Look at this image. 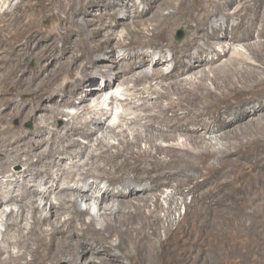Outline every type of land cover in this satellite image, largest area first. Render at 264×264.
<instances>
[{
  "label": "bare ground",
  "instance_id": "6f19581e",
  "mask_svg": "<svg viewBox=\"0 0 264 264\" xmlns=\"http://www.w3.org/2000/svg\"><path fill=\"white\" fill-rule=\"evenodd\" d=\"M232 1L0 0V264H158L188 169L216 157L207 133L264 136V95L243 97L264 86V28L218 24L236 15ZM47 17L57 32L36 28ZM177 24L188 30L179 44ZM114 102L127 108L108 123ZM102 180L108 197L94 191ZM91 201L99 226L79 206Z\"/></svg>",
  "mask_w": 264,
  "mask_h": 264
},
{
  "label": "rangeland",
  "instance_id": "374dc122",
  "mask_svg": "<svg viewBox=\"0 0 264 264\" xmlns=\"http://www.w3.org/2000/svg\"><path fill=\"white\" fill-rule=\"evenodd\" d=\"M199 1L189 0L193 5H197ZM218 1L224 2L225 0ZM137 2L139 4V0ZM142 5V3L139 4L140 7ZM227 8L228 12L235 10L236 15L226 22L221 12L217 18L219 19L218 24L227 26L239 23V28H244L249 24L250 27L262 26L261 28H264V0H233ZM256 23H261V25ZM59 25L60 22L55 18L47 17L41 20L36 28H41L40 30L44 32H57ZM179 29L183 30V36L180 39L176 36ZM121 31L122 29H118L119 35ZM187 35L186 26L177 24L172 32V40L179 44ZM154 41L159 42L157 39ZM242 43L244 42L237 41L234 44L235 48L244 49ZM57 44L60 45L61 41L58 40ZM162 47H164L166 57H170L171 50L166 46ZM146 49L153 52L151 58L157 57L156 48L147 47ZM116 55L117 58L121 56L120 49L118 53L116 51ZM160 66L164 71H170L173 61L165 62ZM151 68V65L145 67L148 71ZM95 72L98 78L96 84L102 83L103 71L96 69ZM165 83L167 84V81H164L162 85L165 86ZM94 86H96L95 83ZM123 87L114 86L110 91L120 92ZM261 94L264 95V86L258 87L243 97L255 100L261 98L263 96ZM73 100L71 105L64 107L70 112L74 111L75 104H78L77 98ZM259 103L261 104V101ZM259 103L254 101L253 105L257 106ZM107 104L108 101L101 103L104 107H108ZM124 107L127 108L120 102H114L112 114L107 122H116L118 114L125 110ZM31 120L27 119L24 122L25 128H33L34 123ZM64 122L65 117H59L54 124L57 128H62ZM207 134L212 145L210 148L216 150V157H210L202 169H188L189 180L184 183L183 187L185 192L182 195L175 194L177 202L175 201L176 207H172L168 216L170 222L166 220L162 222V227L168 228L169 233L165 235L164 228L160 230L164 256L162 255L163 259L159 258L158 264H264V136L251 139L249 137H240V139L229 137L215 140L214 133ZM114 138L108 136L106 140L113 144L117 142ZM157 142H161L160 139ZM22 169L23 165L20 163L11 166V171L14 172ZM173 190L172 187L163 189L160 198L162 209L156 210L161 217L164 216L165 208L168 206L167 196L172 195ZM94 191L99 196L108 197L109 187L102 180L96 185ZM52 198L55 200L53 196ZM79 206L89 210V216L95 217L97 223L99 222L98 226L104 221L102 217L96 215L98 208L95 201H91L90 204L80 202ZM10 208L16 209V206L12 204L5 206L7 210ZM27 216L29 217L30 214L27 213ZM165 257L168 259L166 260ZM124 262L129 261L124 259ZM62 263L71 264L66 260H60L56 264Z\"/></svg>",
  "mask_w": 264,
  "mask_h": 264
},
{
  "label": "water",
  "instance_id": "95a60500",
  "mask_svg": "<svg viewBox=\"0 0 264 264\" xmlns=\"http://www.w3.org/2000/svg\"><path fill=\"white\" fill-rule=\"evenodd\" d=\"M177 38L178 39H180L182 36H183V30L182 29H179L178 31H177ZM63 264V263H62ZM65 264V263H64Z\"/></svg>",
  "mask_w": 264,
  "mask_h": 264
}]
</instances>
